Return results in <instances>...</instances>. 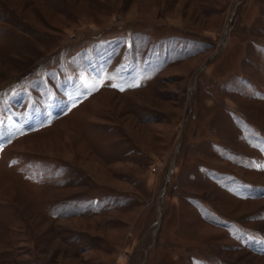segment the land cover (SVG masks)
<instances>
[{"label":"rangeland","instance_id":"374dc122","mask_svg":"<svg viewBox=\"0 0 264 264\" xmlns=\"http://www.w3.org/2000/svg\"><path fill=\"white\" fill-rule=\"evenodd\" d=\"M0 122V264H264V0H0Z\"/></svg>","mask_w":264,"mask_h":264},{"label":"snow or ice","instance_id":"6c2138e0","mask_svg":"<svg viewBox=\"0 0 264 264\" xmlns=\"http://www.w3.org/2000/svg\"><path fill=\"white\" fill-rule=\"evenodd\" d=\"M113 87H116L117 85H112ZM129 86H139L138 84H133V85H129ZM121 90H123V88H121ZM2 123V122H0ZM256 167H264V165H255Z\"/></svg>","mask_w":264,"mask_h":264},{"label":"water","instance_id":"95a60500","mask_svg":"<svg viewBox=\"0 0 264 264\" xmlns=\"http://www.w3.org/2000/svg\"><path fill=\"white\" fill-rule=\"evenodd\" d=\"M209 59H210V58H209ZM205 64H206V63H205ZM205 64H204V65H205Z\"/></svg>","mask_w":264,"mask_h":264}]
</instances>
